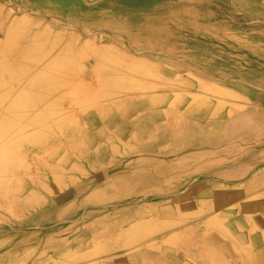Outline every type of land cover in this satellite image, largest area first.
Returning a JSON list of instances; mask_svg holds the SVG:
<instances>
[{
	"label": "crops",
	"instance_id": "crops-1",
	"mask_svg": "<svg viewBox=\"0 0 264 264\" xmlns=\"http://www.w3.org/2000/svg\"><path fill=\"white\" fill-rule=\"evenodd\" d=\"M73 68L8 137L0 264H264V0H0L18 117Z\"/></svg>",
	"mask_w": 264,
	"mask_h": 264
},
{
	"label": "bare ground",
	"instance_id": "bare-ground-1",
	"mask_svg": "<svg viewBox=\"0 0 264 264\" xmlns=\"http://www.w3.org/2000/svg\"><path fill=\"white\" fill-rule=\"evenodd\" d=\"M32 1V0H31ZM104 1V0H103ZM125 1V0H124ZM131 2V1H129ZM60 3V2H59ZM134 3V2H133ZM132 3V4H133ZM106 4V3H105ZM213 4V3H212ZM76 5V4H75ZM86 5V4H85ZM145 5V4H144ZM208 5V4H207ZM80 8V7H79ZM83 8V7H82ZM126 8V7H125ZM164 8V7H163ZM96 9V8H95ZM111 9V8H110ZM115 9V8H114ZM84 10V9H83ZM150 11V10H149ZM153 11V10H152ZM224 11V10H223ZM56 12V11H55ZM61 12V11H60ZM96 12V11H95ZM137 12V11H136ZM154 13V12H153ZM64 14V13H63ZM94 15V14H93ZM109 15V14H108ZM113 15V14H112ZM115 15V14H114ZM47 16V15H46ZM97 16V15H96ZM48 17V16H47ZM123 17V16H122ZM88 18V17H87ZM96 18V17H95ZM137 18V17H136ZM228 18V17H227ZM45 19V18H44ZM117 19V18H116ZM121 19V18H120ZM123 19V18H122ZM86 20V19H85ZM135 20V19H133ZM163 20V19H162ZM9 21V20H8ZM115 21V20H114ZM156 21V20H155ZM151 22V21H150ZM117 23V22H116ZM131 23V22H130ZM249 23V22H248ZM115 24V23H114ZM165 24V23H164ZM155 25V24H154ZM162 25V24H161ZM141 29V28H140ZM157 29V28H156ZM144 30V29H142ZM80 31V30H79ZM132 31V29L130 30ZM107 32V31H106ZM179 34V33H178ZM177 34V35H178ZM191 34V33H190ZM113 35V34H112ZM197 35V34H196ZM4 36V34H3ZM2 36V37H3ZM95 37V36H94ZM198 37V36H197ZM80 38V37H79ZM124 38V37H123ZM128 38V37H127ZM99 40V39H98ZM203 40V39H202ZM127 41V40H126ZM208 41V40H207ZM132 42V41H131ZM215 42V41H214ZM161 44V43H160ZM22 45V44H21ZM135 45V44H134ZM139 45V44H138ZM262 46V45H261ZM126 47V46H125ZM228 50V49H227ZM142 51V50H140ZM137 52V51H136ZM151 52V51H149ZM144 53V52H143ZM155 53V52H154ZM236 53V52H235ZM90 54L92 55H105L106 52H100L97 50H91ZM153 54V53H152ZM164 55V54H163ZM249 57V55H248ZM195 58V57H194ZM217 58V56H216ZM253 58V57H252ZM257 58V57H256ZM186 61V60H185ZM86 62V61H85ZM253 62V61H252ZM192 64V63H191ZM117 65H112L111 69L114 71H117L116 67ZM198 66V65H197ZM209 66V65H208ZM223 66V65H222ZM253 67V66H252ZM216 68V67H215ZM226 68V67H225ZM233 68V67H232ZM222 69V68H221ZM234 69V68H233ZM76 69L73 68L72 71L69 72H60L54 75H47V74H29V73H24L21 75H15L16 77H23V79L28 83V84H34L35 87H37V85H40L38 88L40 89V92L42 93L43 91V95L40 93L35 92L32 98V102L33 100L38 102L41 107L43 108L44 112L43 113H38L36 117H31L34 118L30 120H28L29 117H18V106L17 104H5L2 102V100H4L3 98L5 97L0 95V197H2L6 192H8V183L10 182V180L6 179V173L10 170V167H13L16 162L17 159L14 160V158L16 157V152L14 151L15 146L14 143H12V141H10V138H8L11 134H18V133H22L24 132L25 129H29L32 126L38 124V122L43 121L48 116V107L45 104L44 98L48 97L45 96L44 94H48V93H44V92H49V88H53L55 90H59L61 88H65V86H70L73 82H77L78 78L77 77V73H75ZM213 71V70H212ZM211 71V72H212ZM237 71V70H235ZM71 72V73H70ZM95 73L97 75H103L101 74V72L99 70H95ZM109 73V71H108ZM215 75V74H214ZM222 75V74H221ZM225 77V76H222ZM227 79V78H226ZM231 79V78H228ZM94 80V79H93ZM249 80V79H248ZM249 82V81H248ZM245 84V83H244ZM50 85V86H49ZM257 89V88H256ZM100 94H102V96H105L103 92H101ZM94 96L93 93L89 92L88 94H86L85 96H82V98H92ZM101 97L100 95L97 94V97ZM77 98V97H76ZM60 97H58L57 100H59ZM30 101V102H31ZM235 101V100H234ZM244 101V100H243ZM4 102H6V100H4ZM29 102V103H30ZM230 106V105H228ZM245 110V109H244ZM129 114V111H125L123 114H121L123 117L127 116ZM46 116V117H45ZM20 118H24L25 120H21ZM40 134H46L47 130L41 128L40 130ZM8 138V139H7ZM261 141V140H260ZM253 148V147H252ZM256 151V150H255ZM29 156V155H28ZM241 159V158H240ZM245 159V158H244ZM232 161V160H231ZM80 162V161H79ZM233 165V164H232ZM261 165V164H260ZM259 168V167H258ZM256 169V168H255ZM262 175V174H261ZM212 176V175H211ZM203 177V176H201ZM196 181V180H195ZM222 181V180H220ZM194 182V181H193ZM191 185V184H190ZM215 185V184H213ZM220 186V185H219ZM216 187V186H215ZM228 187V186H227ZM231 187V186H230ZM233 187V186H232ZM215 189V188H214ZM224 190V189H223ZM240 190V189H239ZM245 192V191H243ZM261 192V191H260ZM244 194V193H243ZM174 195V194H173ZM150 196V195H149ZM148 196V198H149ZM259 197V196H258ZM154 198V197H153ZM263 198V197H262ZM142 199V198H141ZM261 199V197H260ZM251 200V199H250ZM117 203V202H116ZM164 205V204H163ZM87 206V205H86ZM96 207V206H95ZM174 207V206H173ZM226 207V206H225ZM170 208V206H169ZM175 210V209H174ZM119 211V210H118ZM122 211V210H121ZM118 213V212H117ZM116 213V214H117ZM131 213V212H130ZM176 213V212H175ZM129 214V213H128ZM127 214V215H128ZM242 214V212H241ZM121 215V214H120ZM80 216V215H79ZM78 216V217H79ZM122 216V215H121ZM73 218V217H72ZM71 218V219H72ZM125 218V217H124ZM225 220V219H224ZM227 220V219H226ZM54 223V222H53ZM33 226V225H32ZM31 228V227H30ZM176 229V228H175ZM178 230V229H177ZM174 231V230H173ZM167 235V234H166ZM163 236V235H162ZM160 237V236H159ZM215 245V244H214ZM243 255V254H242ZM224 256V255H223ZM222 256V257H223ZM238 256V255H237ZM231 257V256H230ZM235 258V257H234ZM244 258V257H243ZM224 259V258H223ZM228 259V258H227Z\"/></svg>",
	"mask_w": 264,
	"mask_h": 264
},
{
	"label": "rangeland",
	"instance_id": "rangeland-1",
	"mask_svg": "<svg viewBox=\"0 0 264 264\" xmlns=\"http://www.w3.org/2000/svg\"><path fill=\"white\" fill-rule=\"evenodd\" d=\"M175 12L176 11H174V15H172L174 17H175V14H176ZM190 28L191 27H186V30L187 29H190ZM169 46H170L169 47V52H174V51H178L179 50V51H185L186 53H188L189 51H191L193 49V43H191V42H185V43H179V44H177V43L174 42V43H169ZM171 46H174L175 48H173Z\"/></svg>",
	"mask_w": 264,
	"mask_h": 264
},
{
	"label": "water",
	"instance_id": "water-1",
	"mask_svg": "<svg viewBox=\"0 0 264 264\" xmlns=\"http://www.w3.org/2000/svg\"><path fill=\"white\" fill-rule=\"evenodd\" d=\"M90 1H94V0H90Z\"/></svg>",
	"mask_w": 264,
	"mask_h": 264
}]
</instances>
